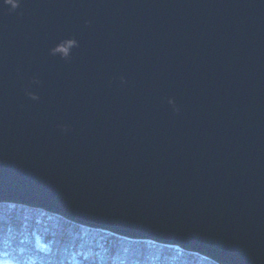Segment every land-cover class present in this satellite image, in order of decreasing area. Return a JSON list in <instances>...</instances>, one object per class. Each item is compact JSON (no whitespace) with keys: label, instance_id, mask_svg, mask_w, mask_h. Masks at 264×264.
<instances>
[{"label":"water","instance_id":"95a60500","mask_svg":"<svg viewBox=\"0 0 264 264\" xmlns=\"http://www.w3.org/2000/svg\"><path fill=\"white\" fill-rule=\"evenodd\" d=\"M8 203L264 264V0H0Z\"/></svg>","mask_w":264,"mask_h":264},{"label":"trees","instance_id":"16d2710c","mask_svg":"<svg viewBox=\"0 0 264 264\" xmlns=\"http://www.w3.org/2000/svg\"><path fill=\"white\" fill-rule=\"evenodd\" d=\"M1 258L18 264H216L177 247L124 238L14 204H0Z\"/></svg>","mask_w":264,"mask_h":264},{"label":"rangeland","instance_id":"374dc122","mask_svg":"<svg viewBox=\"0 0 264 264\" xmlns=\"http://www.w3.org/2000/svg\"><path fill=\"white\" fill-rule=\"evenodd\" d=\"M1 260H2V261H5V262H10V261H8L7 259H2V258H1Z\"/></svg>","mask_w":264,"mask_h":264}]
</instances>
